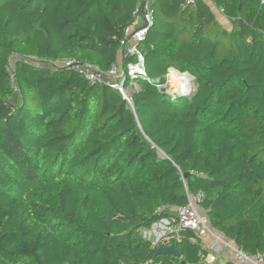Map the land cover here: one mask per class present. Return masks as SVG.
I'll return each mask as SVG.
<instances>
[{"label":"trees","instance_id":"16d2710c","mask_svg":"<svg viewBox=\"0 0 264 264\" xmlns=\"http://www.w3.org/2000/svg\"><path fill=\"white\" fill-rule=\"evenodd\" d=\"M212 1L231 30L202 0L150 1L129 104L53 65L105 72L142 0H0V264H198L194 232L180 258L140 236L198 192L212 229L264 255V3ZM169 68L189 93L150 82Z\"/></svg>","mask_w":264,"mask_h":264},{"label":"built area","instance_id":"2783aa9c","mask_svg":"<svg viewBox=\"0 0 264 264\" xmlns=\"http://www.w3.org/2000/svg\"><path fill=\"white\" fill-rule=\"evenodd\" d=\"M150 1L142 0L141 6L135 11L133 22L125 29V40L122 41V46L124 49L123 57H126L127 61L113 62L105 72H96L89 66L79 64L74 59H66L61 63L51 65L69 67L78 71L91 84H107L119 91L122 97L131 104L130 93L137 88L138 81L149 79L146 75L144 57L139 44L144 40L148 29L154 21V15L150 9ZM260 3H264V0H260ZM196 4L197 0H183L181 6L194 8ZM130 39L134 43H130ZM172 71L182 74V72L174 68H169L167 73H169L171 80L174 79ZM167 73L165 82L157 85V87H165L168 91L181 95L182 91L179 92L178 90L181 87L179 84L176 89L171 90L172 86L171 83H168L170 81ZM190 88L191 80L189 87L183 92L189 93ZM203 196L201 192L189 196L185 205L174 208L173 215H163L149 227L141 228V238L154 248L167 246L173 244V241L182 239V232L186 228H190L191 232H194L198 237H207L210 240L208 244H200L205 253L198 264H219L224 259L226 251L230 253L231 262L235 264H264L263 254H248L227 240L221 232L212 229L207 213L198 209L197 204L203 199ZM164 208L160 207L158 210H165Z\"/></svg>","mask_w":264,"mask_h":264},{"label":"crops","instance_id":"0c3cea01","mask_svg":"<svg viewBox=\"0 0 264 264\" xmlns=\"http://www.w3.org/2000/svg\"><path fill=\"white\" fill-rule=\"evenodd\" d=\"M202 1L211 8L212 12L214 13V17H215L216 22L219 23L222 28H225L227 30H231L232 29L231 22L228 20V18H226L223 15L222 11L215 6V4H214V2L212 0H202ZM129 42L130 43H134L132 39H130ZM123 51H124V49H123V46H122L121 49L119 50V55L121 57L119 56L118 60H116L115 62L120 63V61L123 60ZM184 73L188 74V72H184ZM190 76L193 79L192 75H190ZM159 84H162V83L158 82V84H156V86L159 85ZM166 91L169 92L167 89H166ZM198 239H199V242L203 243V244H208L209 241H210L207 237H198ZM228 261H231V255H230L229 252L226 251L224 259H222V261H220L219 264H224L225 262H228Z\"/></svg>","mask_w":264,"mask_h":264},{"label":"water","instance_id":"95a60500","mask_svg":"<svg viewBox=\"0 0 264 264\" xmlns=\"http://www.w3.org/2000/svg\"><path fill=\"white\" fill-rule=\"evenodd\" d=\"M239 1V6L242 5L243 1L242 0H238ZM150 82L153 83L154 85L158 84V79L156 77L150 78ZM159 91L160 92H167L165 87H159ZM187 93V92H186ZM185 92H182L181 95H185ZM186 174L183 175V177H185ZM185 231L187 232H191L190 228H186ZM156 253L157 254H170L176 258H180L181 255L179 253V251L177 250L176 246L174 244H170L167 246H159L156 248ZM179 264H187L183 259H181L179 261Z\"/></svg>","mask_w":264,"mask_h":264},{"label":"bare ground","instance_id":"6f19581e","mask_svg":"<svg viewBox=\"0 0 264 264\" xmlns=\"http://www.w3.org/2000/svg\"><path fill=\"white\" fill-rule=\"evenodd\" d=\"M173 77L176 78V82L181 86L178 90L186 91L189 87V79L187 73L178 74V72L172 71ZM181 89V90H180Z\"/></svg>","mask_w":264,"mask_h":264},{"label":"rangeland","instance_id":"374dc122","mask_svg":"<svg viewBox=\"0 0 264 264\" xmlns=\"http://www.w3.org/2000/svg\"><path fill=\"white\" fill-rule=\"evenodd\" d=\"M10 61H12V58L10 59ZM167 76L169 77V73H167ZM188 79H189V82H190V80H192V78H191V76L188 74ZM169 81L170 82H168V83H171V90L173 89H176L177 87H178V83L176 82V79L174 78V79H172L171 80V78L169 77ZM175 82V83H174ZM168 83H166V84H168ZM170 93H172V94H177V93H175V92H173V91H169Z\"/></svg>","mask_w":264,"mask_h":264}]
</instances>
